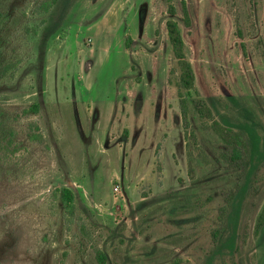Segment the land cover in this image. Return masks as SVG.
<instances>
[{"label":"rangeland","instance_id":"374dc122","mask_svg":"<svg viewBox=\"0 0 264 264\" xmlns=\"http://www.w3.org/2000/svg\"><path fill=\"white\" fill-rule=\"evenodd\" d=\"M44 1L0 0V264H264V157L233 219L251 144L222 119L264 149V0H185L190 30L183 0ZM171 5L219 111L197 81L183 112Z\"/></svg>","mask_w":264,"mask_h":264},{"label":"trees","instance_id":"16d2710c","mask_svg":"<svg viewBox=\"0 0 264 264\" xmlns=\"http://www.w3.org/2000/svg\"><path fill=\"white\" fill-rule=\"evenodd\" d=\"M58 0H46L43 2V10L48 11L53 5L57 3ZM182 11H183V22L186 25V27L190 30L191 27L194 25V17L191 12V6L189 3H187L185 0L182 2ZM169 16L170 18L167 21V32L169 36L170 43L172 45L173 54L176 57L180 69V76H179V96L181 98V106L183 109L184 114L186 115L187 112V106H186V99L184 98V94L182 92V89L190 90L195 87L196 82L198 81L202 87L204 88V91L206 93L205 99H199L198 101H195V107L198 113H200L202 116L205 115L207 112L210 113L212 110L219 111L218 104H219V98H217L216 95L213 94L212 89L206 84L204 81V74L202 72V68L200 64L192 65L191 62L187 59L186 50H185V42L183 38V34L180 28L179 22L175 19L177 16V10L176 8L171 5L169 10ZM7 20V16L4 15L0 11V32L1 29ZM130 39L127 40V45L129 46ZM226 97V99L230 103H236L238 101L237 97L230 92L228 88H226L225 85L219 83L218 84ZM35 112H38L39 108L37 104H34L32 106ZM224 116V115H222ZM223 122L229 126H237L240 129H243L245 133L248 136V139L250 140V150H248V163L249 167L247 170V173L244 175V177L241 179V181H238L237 185V191L236 193L231 197V200L229 201L228 213H230V216L234 219V217H238L239 215V209L242 202V197L245 191L250 186L251 183V176L254 174L256 168L262 161L264 157V149H262V141L263 137L258 132L257 128L254 126L253 122L250 121H241L239 123H233L231 118L229 116L222 117ZM242 143V142H241ZM233 157L237 159H242V153L238 148L233 149ZM190 163L192 164V159H190ZM190 166L192 167V165ZM60 198L63 203V206L67 213L74 215L76 211V195L74 191L71 188L64 187L60 190ZM229 215V214H228ZM262 218H264V211L262 213ZM232 241H230V247L234 246V236L231 237ZM214 253V251H212ZM216 255L212 254L208 259V264H214ZM97 259L100 264H107V254L105 251L98 249L97 250Z\"/></svg>","mask_w":264,"mask_h":264}]
</instances>
